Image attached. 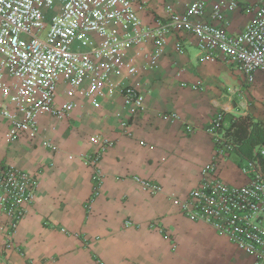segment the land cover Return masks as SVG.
I'll list each match as a JSON object with an SVG mask.
<instances>
[{
	"label": "crops",
	"instance_id": "1",
	"mask_svg": "<svg viewBox=\"0 0 264 264\" xmlns=\"http://www.w3.org/2000/svg\"><path fill=\"white\" fill-rule=\"evenodd\" d=\"M140 1L145 25L154 26L153 17L166 18V0ZM205 1L209 11L224 0ZM185 2L176 0L175 9L183 12ZM252 2L242 0L245 5ZM252 17V12L227 13V32H240ZM174 45L175 36L168 35L159 56L150 43L123 53L121 59L131 60L135 72L112 75L111 81L127 82L141 93L143 108L135 113L117 93L108 95L103 89L86 96L89 82L84 80L68 94L66 82L60 80L55 103L72 102L74 108L62 120L39 116L40 138L49 140L53 149L45 148L39 138L8 141L6 126L0 123V163L38 180L10 250L0 217V264H253L228 238L182 215L171 198L194 188L201 168L212 160L208 128L216 113H223L226 129L232 120L264 124V74L256 72L248 85L233 66L203 58L193 38H184L183 54H177ZM197 82L200 89L188 87ZM121 120L129 123V135ZM93 135L112 141L99 165L103 180L96 196L88 171L70 158L91 151L87 141ZM246 161L234 151L220 164L222 180L232 186L246 184ZM134 176L162 191L150 194Z\"/></svg>",
	"mask_w": 264,
	"mask_h": 264
},
{
	"label": "built area",
	"instance_id": "2",
	"mask_svg": "<svg viewBox=\"0 0 264 264\" xmlns=\"http://www.w3.org/2000/svg\"><path fill=\"white\" fill-rule=\"evenodd\" d=\"M175 1L166 0V18L153 17L151 26L139 16L145 8L140 0H0V123L6 126L5 139L39 138L45 148H54L40 138L39 116L62 120L74 108L72 102L55 103L60 80L66 82L68 94H74L86 80V96L106 89L108 95H121L125 104L133 106V113L141 110V93L127 82L113 83L112 75L135 72L131 60L121 59L127 48L150 43L154 56H159L168 35L175 36L177 54L184 53V38L191 37L203 58L233 66L248 85L256 72L264 74V0L248 5L224 0L209 11L205 0H186L183 12L175 9ZM234 11L252 12L253 17L232 35L227 32L226 14ZM94 35L100 37L98 42ZM188 87L197 90L201 84ZM223 121V113L218 112L208 128L213 157L201 168L198 184L171 199L186 218L203 222L228 238L253 264H264V148H255L253 158L243 165L246 184L225 183L220 164L237 150V144ZM120 126L127 133L129 123L121 120ZM87 144L91 151L70 158L88 171L92 196H96L103 180L99 165L112 141L93 135ZM132 179L150 194L162 191L159 185L136 176ZM37 187L36 175L0 163V217L5 220L1 227L9 250L14 248L12 237ZM149 227L163 233L153 224Z\"/></svg>",
	"mask_w": 264,
	"mask_h": 264
},
{
	"label": "trees",
	"instance_id": "3",
	"mask_svg": "<svg viewBox=\"0 0 264 264\" xmlns=\"http://www.w3.org/2000/svg\"><path fill=\"white\" fill-rule=\"evenodd\" d=\"M230 130L241 157L251 160L255 148H264V124L249 119L232 120L227 131Z\"/></svg>",
	"mask_w": 264,
	"mask_h": 264
}]
</instances>
